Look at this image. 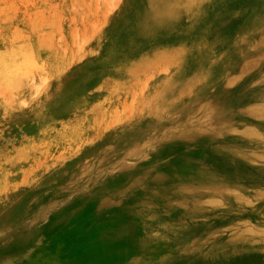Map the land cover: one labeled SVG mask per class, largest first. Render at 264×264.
I'll use <instances>...</instances> for the list:
<instances>
[{
	"label": "rangeland",
	"instance_id": "obj_1",
	"mask_svg": "<svg viewBox=\"0 0 264 264\" xmlns=\"http://www.w3.org/2000/svg\"><path fill=\"white\" fill-rule=\"evenodd\" d=\"M239 1L236 21L215 40L207 34V50H194L199 64L159 100L182 64L148 57L133 74L151 49L127 56L118 31L138 0H0V264H83L84 247L126 224L141 239L168 167L171 197L176 175L208 159L211 146L247 127L264 139V117L251 110L264 98V0ZM222 180L215 200L227 212L195 222L190 199L179 197L170 207L187 215L185 226L160 231L126 262L207 264L193 260L200 252L222 264L218 245L244 220H264V203L234 202L235 191L254 197L240 180Z\"/></svg>",
	"mask_w": 264,
	"mask_h": 264
},
{
	"label": "bare ground",
	"instance_id": "obj_2",
	"mask_svg": "<svg viewBox=\"0 0 264 264\" xmlns=\"http://www.w3.org/2000/svg\"><path fill=\"white\" fill-rule=\"evenodd\" d=\"M138 2L139 6L134 10L133 17L126 19L118 31L119 40L122 42L120 51L127 56L141 53L146 48L151 49L149 56L136 58L138 61L131 70L133 74L144 67L148 57L152 58L151 62L154 63L179 61L182 64L172 80L160 88L157 94L159 100L167 96V93L190 75L194 67L199 64L200 58L195 56L194 50L198 47L204 52L207 50V34H211L214 40L223 35L225 29L236 21L233 14L238 15L234 11L242 6L239 0H224V2L223 0H138ZM194 16L199 20L196 24L190 23ZM193 88L194 85L189 84L186 91ZM181 94L171 96L169 105H172L173 100L177 96L179 98ZM252 107L255 117L259 119L264 117V98ZM161 109L162 107L159 111ZM261 132L262 130L254 127H247L243 131L237 130L228 140L211 146L208 159L191 164V169H187L188 174L176 175L179 186L176 189V196H171L176 199L166 197L168 187L176 180L175 178L170 180L172 168L168 167L166 175L162 176L169 178L167 183L164 182L165 188L158 190L154 197L156 202H152L147 209L143 237L141 239L134 237L137 234V225L126 224L121 230L123 237H119L121 231L112 232L106 240L84 247L81 252L85 258L83 264H128L127 258L136 256L163 238L160 231L185 226L188 218L186 214L196 222L200 219L199 216L207 213L215 215L222 207L225 208L224 212H227L229 207H225V202L215 200L222 196L219 191L222 186L220 183H223L222 179L237 178L240 180L241 190L245 189V192L253 193L254 197H251L233 191L237 206H251L258 200L264 203V139ZM247 140L251 143L245 144ZM163 146L165 147L164 144ZM33 179H36L35 176ZM182 196L190 199V202L184 204L187 213L175 215L173 212L175 208L170 207V203ZM163 197H165L164 201L159 199ZM243 222L242 229L236 227L234 233L221 242L215 250L222 264H259L264 261V256L253 254L254 250L264 248V220H259L255 226L248 220ZM232 231L233 229L230 232ZM202 257V261H207V264H213L215 261L208 259L207 253L200 252L193 257V260L198 262Z\"/></svg>",
	"mask_w": 264,
	"mask_h": 264
}]
</instances>
